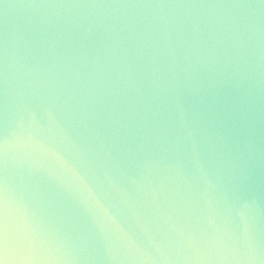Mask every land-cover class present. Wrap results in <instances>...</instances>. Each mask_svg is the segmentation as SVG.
<instances>
[{
    "label": "water",
    "instance_id": "95a60500",
    "mask_svg": "<svg viewBox=\"0 0 264 264\" xmlns=\"http://www.w3.org/2000/svg\"><path fill=\"white\" fill-rule=\"evenodd\" d=\"M0 264H264V0H0Z\"/></svg>",
    "mask_w": 264,
    "mask_h": 264
},
{
    "label": "snow or ice",
    "instance_id": "6c2138e0",
    "mask_svg": "<svg viewBox=\"0 0 264 264\" xmlns=\"http://www.w3.org/2000/svg\"><path fill=\"white\" fill-rule=\"evenodd\" d=\"M0 246H9L7 220H0Z\"/></svg>",
    "mask_w": 264,
    "mask_h": 264
}]
</instances>
